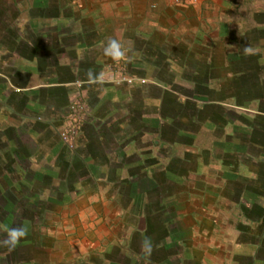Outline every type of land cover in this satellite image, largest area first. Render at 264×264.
Wrapping results in <instances>:
<instances>
[{
	"label": "crops",
	"instance_id": "obj_1",
	"mask_svg": "<svg viewBox=\"0 0 264 264\" xmlns=\"http://www.w3.org/2000/svg\"><path fill=\"white\" fill-rule=\"evenodd\" d=\"M255 3L0 0V228L23 212L19 222L36 227L40 249L53 241L52 226L63 227L58 244L70 235L78 244L71 257L85 264H264V216L248 220L241 241L236 218L244 179L254 209L256 195L264 194V138L255 133L264 132V109L249 120L258 127L244 130L249 150L240 151L241 143L231 139L221 142L231 149L227 154L221 145L213 161L227 166V175L175 172L172 154L182 147L177 159L186 162L191 149L201 151L175 139L176 131L199 128L192 111L197 106L187 112L175 96L177 77L195 76L219 95L225 80L236 85L231 100L252 95L250 86L238 89L251 72L262 68L264 83V8L257 11ZM110 39L120 43L123 58L105 54ZM76 100L93 115L87 112L70 147L51 124L58 116L62 124L65 106ZM254 142L260 143L257 152ZM160 144L172 157L164 171L154 154ZM45 157L54 161L65 190L54 209L46 207V170L29 167ZM211 177L219 181L196 180ZM215 211H234V222ZM65 253H58V263H69Z\"/></svg>",
	"mask_w": 264,
	"mask_h": 264
},
{
	"label": "rangeland",
	"instance_id": "obj_2",
	"mask_svg": "<svg viewBox=\"0 0 264 264\" xmlns=\"http://www.w3.org/2000/svg\"><path fill=\"white\" fill-rule=\"evenodd\" d=\"M258 3H255L254 7L256 6L257 11H262L263 6H264V0H256ZM261 34V33H260ZM241 54V53H239ZM264 57V56H263ZM253 58H257V56H253ZM229 64L234 62V58H228ZM227 60V61H228ZM231 69L232 66H227V69ZM226 69V68H224ZM197 70H199L197 68ZM261 72L260 74L251 72L249 74V79L246 82H241L238 84V89L241 86H250L252 88V95H246L243 97H240L239 99H234L231 100L229 99V96L231 92L234 91V87L232 86L231 83H226L225 80H223V83L221 84L223 86V92L222 94L215 93L214 90H210L208 88H204L207 84L204 82L200 81H195L196 77L187 75V77H184L187 79L184 82L182 81L183 76L177 77L179 81L175 84H172L176 87L175 88V96L177 98H180V101L182 103V107L187 110V112L190 110L189 107L197 106L198 109H192L195 115L196 119V125L199 128L192 127V128H184L183 130H180L181 132L176 131V136L175 139L179 141H184V142H193L192 145H196L199 147L198 150H201L199 153L194 152V149H191L190 153L188 152V155L185 156L186 162L181 161L177 159L178 157H183V148L182 147H175L174 153H172L176 160L175 164L173 165L175 172H181L186 169H195V170H200V171H209L210 173L214 172H221L222 171L223 175H227V173H230L227 168V166H222L220 163H214L213 160H216V156L220 153L221 145H222V151H227L226 153L228 154V151L231 149L229 146H224V144L221 142H226L231 139L232 144L234 143L235 145L238 144L237 142H240V146L238 149L245 150L248 149L249 147L246 146L245 142L248 145V137L247 133L245 131L251 130L254 127H258L257 124H251L249 125V120L253 118L255 115V111H261L264 109V83H263V75H262V68H260ZM258 80V82H257ZM219 87V84L216 86ZM218 89V88H217ZM238 91V90H236ZM222 100H220L221 98ZM236 102H241L247 107L251 108H245L244 106H238L235 103ZM186 103V104H184ZM86 107H87V112L90 115L92 114V109L90 106L85 102ZM184 104V105H183ZM189 104V105H188ZM192 104V105H191ZM66 108V106H65ZM64 108V111L66 110ZM64 111L62 113H64ZM221 118V119H220ZM93 121V120H92ZM227 124H226V123ZM231 122H233V125H231ZM94 124H97V121H93ZM214 123H217L215 126ZM100 124V123H99ZM225 126H220L224 125ZM61 126L60 122V117L58 116V120L56 119L54 122L51 124V130L55 133H59V128ZM201 126V127H200ZM250 126V129H247V127ZM180 127V126H179ZM224 127V128H223ZM263 129L262 127H260ZM245 130V131H244ZM261 131H255L256 135H258V138L262 140L264 138V132ZM181 133V135H180ZM254 133V134H255ZM80 134V133H79ZM232 134V135H231ZM59 135V134H58ZM79 136V135H78ZM77 136V137H78ZM188 136V137H187ZM215 140L220 141V142H215ZM254 147L255 152L258 151L259 147L258 145L260 143L254 142ZM213 144V146H211ZM257 144V145H256ZM251 145V144H250ZM233 146L234 145H230ZM193 147V146H191ZM248 147V148H247ZM260 150V149H259ZM158 153V165L157 167L159 168V171H164V166L170 165L169 158H172L171 155L168 157V154L170 153V147H166L162 144L159 145L158 150L154 149V154ZM150 152L146 151V155L149 156ZM215 156V157H214ZM243 156V154H240V157ZM197 157L198 160H197ZM127 159H129L127 157ZM126 159V160H127ZM242 159V158H241ZM130 162L127 164L133 167L134 161L133 159L130 158ZM202 163L197 164L198 161ZM188 161V162H187ZM209 161H212L210 164L208 163ZM118 163L117 161H114L113 164L116 165ZM230 161H227V164L229 165ZM54 161L52 159L46 158L40 160V163H30L29 167L31 169L35 168H40L41 170H46V173L48 175L46 182L47 185H49L51 188H49L47 192V202L46 207L54 209L55 205V200L58 199V202L60 199L63 200V197H66L64 195L63 191V186L62 184H59V178L56 173H54ZM211 165V166H209ZM257 165V164H256ZM27 167V164L25 165ZM220 166V168H218ZM234 166V165H233ZM199 167H201L199 169ZM233 170L235 169L234 167L232 168ZM60 170V168H58ZM236 171V170H235ZM238 173H246V170H244L241 167L237 168ZM234 172V171H233ZM264 175V171H262ZM220 175V174H217ZM222 175V176H223ZM262 175V176H263ZM224 177V176H223ZM208 178V177H207ZM58 179V187L61 186L58 192L55 190V180ZM214 179V180H213ZM201 182L204 181H213V182H218L219 180L217 178H209L208 180H205V178L202 179H196ZM245 180V185L242 188L239 198V216L237 218V223L239 225V239L240 241L245 239L244 236L246 235L245 233L247 232V226L245 225L250 218L257 217V216H264V194L259 193V195H256V205L259 207L253 208V200H251L250 195L246 192V187H247V180ZM55 181V182H54ZM264 183V179L261 178L260 182ZM57 183V182H56ZM170 199V198H169ZM177 199V198H176ZM182 202V200H180ZM251 202V204L249 203ZM197 201H195L194 204H196ZM24 212V215H32V211ZM53 211L50 210L48 211V216L52 214ZM216 217H223L224 219H227L229 221L234 222V211H220L219 215L218 212L215 211ZM214 213V214H215ZM23 214L21 211H16L15 212V220L12 223V225L9 228H0V241H3L6 236H7V231L6 229H11L15 227H25L27 229V235L26 237L22 238L20 243L12 249H9L8 247L3 246L0 244V264H10L11 260L14 259L15 264H60L58 263V253L61 251L63 254L65 252H68V259L69 263L65 264H85L83 262V259L77 258V257H71V254L73 253H78V244L76 241H71L72 238L70 235L66 238H61L62 240H65L62 244H58V240H60V237L65 233V228L63 227H54L52 226L50 230L53 232V241L47 242L43 248H40L35 245V239H34V234H36V227L32 225H21L19 222V217L20 215ZM232 214V215H231ZM215 216V215H214ZM49 229V228H48ZM86 237V235H85ZM46 247V248H44ZM75 252H74V251ZM73 251V252H71ZM66 254V253H65ZM73 258V259H72ZM30 259V261L28 260ZM65 259V258H64ZM13 264V263H12Z\"/></svg>",
	"mask_w": 264,
	"mask_h": 264
},
{
	"label": "built area",
	"instance_id": "obj_3",
	"mask_svg": "<svg viewBox=\"0 0 264 264\" xmlns=\"http://www.w3.org/2000/svg\"><path fill=\"white\" fill-rule=\"evenodd\" d=\"M172 4H179L183 2L196 3L198 0H166ZM124 79V78H123ZM87 114V107L84 101L76 100L67 106L65 112V121L59 128V137L68 146L72 147L74 140L79 134L80 124L85 119Z\"/></svg>",
	"mask_w": 264,
	"mask_h": 264
},
{
	"label": "clouds",
	"instance_id": "obj_4",
	"mask_svg": "<svg viewBox=\"0 0 264 264\" xmlns=\"http://www.w3.org/2000/svg\"><path fill=\"white\" fill-rule=\"evenodd\" d=\"M104 52L106 55L112 57L114 60H119L123 58L124 51L122 50V47L120 43L115 39H110L107 43V46L104 49ZM246 53H250L251 49L246 48ZM7 236L3 241H0V244H2L5 247H8L9 249L15 248L21 241L22 238L26 237L27 235V229L25 227H15L11 229H6ZM144 250L148 253L152 250V244L151 241L146 240L144 243Z\"/></svg>",
	"mask_w": 264,
	"mask_h": 264
},
{
	"label": "trees",
	"instance_id": "obj_5",
	"mask_svg": "<svg viewBox=\"0 0 264 264\" xmlns=\"http://www.w3.org/2000/svg\"><path fill=\"white\" fill-rule=\"evenodd\" d=\"M5 229V228H4Z\"/></svg>",
	"mask_w": 264,
	"mask_h": 264
}]
</instances>
